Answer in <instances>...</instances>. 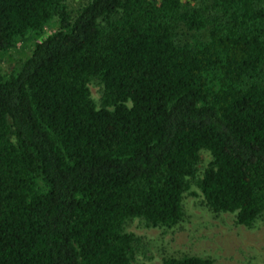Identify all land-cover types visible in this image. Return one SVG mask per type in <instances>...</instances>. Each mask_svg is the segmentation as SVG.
Here are the masks:
<instances>
[{"label": "trees", "instance_id": "trees-1", "mask_svg": "<svg viewBox=\"0 0 264 264\" xmlns=\"http://www.w3.org/2000/svg\"><path fill=\"white\" fill-rule=\"evenodd\" d=\"M213 1L209 41L179 45V25L208 26L180 0H91L76 17L67 0H0V53L58 24L0 75V264H134L126 221L178 224L202 150L210 209L245 227L264 214V0Z\"/></svg>", "mask_w": 264, "mask_h": 264}, {"label": "rangeland", "instance_id": "rangeland-1", "mask_svg": "<svg viewBox=\"0 0 264 264\" xmlns=\"http://www.w3.org/2000/svg\"><path fill=\"white\" fill-rule=\"evenodd\" d=\"M91 0H67V9L76 17ZM183 11L199 10L208 24L202 31L179 25L176 43L194 45L209 41L216 19L213 0H180ZM58 30L56 22L46 27L40 36L26 35L16 41L9 52L0 53V75L17 72L32 55L36 44ZM264 83V71L261 75ZM91 99L97 109H103L104 85L98 79L89 84ZM113 110V108H109ZM213 162L207 150L200 153L196 177L183 196V218L173 226H152L141 218H131L124 230L133 238L131 260L134 264H163L169 259L184 257L210 258L216 264H264V214L252 227L239 225L236 214L215 213L207 205L198 181Z\"/></svg>", "mask_w": 264, "mask_h": 264}]
</instances>
